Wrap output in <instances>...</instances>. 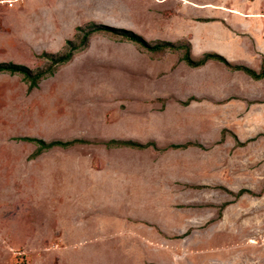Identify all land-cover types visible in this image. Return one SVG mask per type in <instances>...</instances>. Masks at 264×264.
<instances>
[{"label":"rangeland","instance_id":"374dc122","mask_svg":"<svg viewBox=\"0 0 264 264\" xmlns=\"http://www.w3.org/2000/svg\"><path fill=\"white\" fill-rule=\"evenodd\" d=\"M18 1L0 63L43 69L95 24L262 67L264 0H38L24 28ZM184 53L96 32L31 92L0 75V264H264V81Z\"/></svg>","mask_w":264,"mask_h":264},{"label":"trees","instance_id":"16d2710c","mask_svg":"<svg viewBox=\"0 0 264 264\" xmlns=\"http://www.w3.org/2000/svg\"><path fill=\"white\" fill-rule=\"evenodd\" d=\"M82 31V29H79ZM96 32H107V33H113L115 35H120L123 39L126 41H129L131 43H135L140 45L142 48L148 50V51H162L166 49L171 50H181L182 48L185 49L184 56L182 58V61L187 64L189 67L197 69L204 67L208 62L210 61H219L224 63L229 69L235 72H243L247 74L249 77H251L255 81H260L264 79V59L262 61V67L259 71L248 68L246 66H240V65H231V63L223 56L216 54V53H205L200 59H193L191 54V45L190 43H187L185 45H175L172 43H159L154 46L149 45L143 38L138 36L137 34L124 30V29H116L110 26L106 25H92V28L87 31L82 40L80 45L73 44L72 41H68V45L71 47L69 51L65 53H43L40 57H44L50 61V64L47 65V67H44L43 69H31L23 64H16L12 62L8 63H0V75L1 74H9L12 76L20 75L23 77V81L28 85V91L31 92L34 89H37L39 87V84L42 80L46 79L47 77L53 76L57 70L69 63L74 55L82 50L84 47L87 46L89 38ZM193 100V99H192ZM235 138L238 140L237 136L235 135ZM26 141L33 142L38 145V150L36 152V155H40L42 152L50 150L54 147H68L73 143H77L79 141H70V142H64V141H52L50 143H47L44 140L40 139H34V138H26ZM77 141V142H76ZM112 145L117 146H126L130 148H138V149H144L147 148L146 145L140 144L138 142L132 141V140H113L111 141ZM191 146V144H183V145H173L172 147L175 149H186L187 147ZM244 194H253L252 191L248 189H242L237 194L238 196H243Z\"/></svg>","mask_w":264,"mask_h":264},{"label":"crops","instance_id":"0c3cea01","mask_svg":"<svg viewBox=\"0 0 264 264\" xmlns=\"http://www.w3.org/2000/svg\"><path fill=\"white\" fill-rule=\"evenodd\" d=\"M0 1H2V0H0ZM19 5H20V7H19ZM16 6H17V8L16 7L15 8L17 10L16 11L14 10V12H12V14L10 12L9 13L11 14L12 17H17L18 18V22L21 25L20 28L26 27L25 23H27V21H29V20L34 21V18L39 15L38 0H19L16 3ZM0 7H2V6H0ZM13 7H11V8H13ZM236 12L239 13V11H237V10H236ZM7 16H8V12L4 13L3 11H0V31H1V29L8 28V27L4 26V24H5V20L4 19H6ZM254 17L255 18H259V19L263 18V21H264V12H262V10H260V13L259 14H255ZM262 39H263V37H262ZM256 49H257V52L260 55H262V61H263V59H264V39L261 40L260 43L257 42ZM214 52L216 54H219V55L225 57L228 61L232 60L231 59L232 56H229V54L225 53L222 50H217V51H214ZM260 81H264V79H262ZM260 81H257V82H260ZM160 238H161L162 241L163 240L167 241V238L164 237V236H161Z\"/></svg>","mask_w":264,"mask_h":264},{"label":"built area","instance_id":"2783aa9c","mask_svg":"<svg viewBox=\"0 0 264 264\" xmlns=\"http://www.w3.org/2000/svg\"><path fill=\"white\" fill-rule=\"evenodd\" d=\"M2 1H4V0H2ZM5 5V4H4ZM9 5V4H8ZM11 5H12V3H11ZM11 5H9L10 7H12Z\"/></svg>","mask_w":264,"mask_h":264}]
</instances>
